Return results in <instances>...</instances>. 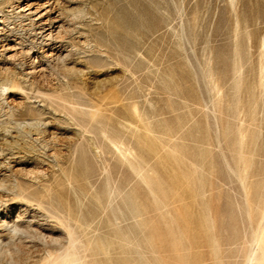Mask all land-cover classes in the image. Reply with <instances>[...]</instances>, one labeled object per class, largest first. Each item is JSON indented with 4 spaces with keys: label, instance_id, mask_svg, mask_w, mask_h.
I'll return each instance as SVG.
<instances>
[{
    "label": "rangeland",
    "instance_id": "obj_1",
    "mask_svg": "<svg viewBox=\"0 0 264 264\" xmlns=\"http://www.w3.org/2000/svg\"><path fill=\"white\" fill-rule=\"evenodd\" d=\"M262 40L264 0H0V224L40 234L15 263L264 251Z\"/></svg>",
    "mask_w": 264,
    "mask_h": 264
},
{
    "label": "bare ground",
    "instance_id": "obj_2",
    "mask_svg": "<svg viewBox=\"0 0 264 264\" xmlns=\"http://www.w3.org/2000/svg\"><path fill=\"white\" fill-rule=\"evenodd\" d=\"M260 52H261V65H260V76H261V80H263L264 78V40L261 41V45H260ZM14 88H7L3 85H1L0 90L2 91H9L10 94H12V90ZM216 90V95L218 97L217 100V104L220 105V99H221V92L219 89H217L215 87ZM136 108H134V112H136ZM221 115V114H220ZM239 128L243 127V123L244 121L242 119L239 120ZM239 141L241 145H244V142L246 140V135L245 132L242 131V129H239ZM219 138V136H218ZM217 138V140H219ZM220 141V140H219ZM219 141H217V143H219ZM112 145L115 147L116 153L118 154V156L126 162L130 163V160H135V154L133 153V151H131L130 149L122 151L121 149H119L118 147H116V145L114 143H112ZM243 153V151H242ZM71 163L73 164V158L71 159ZM141 171V169H140ZM138 174H140L139 171H137ZM20 199V198H17ZM21 200V199H20ZM23 201V200H22ZM19 204L21 205H25L24 203L19 202ZM26 206V205H25ZM24 212V210H23ZM5 218L3 221H1L0 227L4 228L7 231V235H8V239L3 241L0 239V264L2 262H8L10 264H17L15 263L13 256H15L18 251L17 249H14V243L18 242L21 243L24 239H34L37 238L39 239L40 234L39 233H33V228L31 227V222H27L26 224L22 223V220L24 219V214L20 217H17L16 221H8V215L4 214ZM262 244V240L257 242V247L258 250L257 252H252L247 260V264H256L255 261L257 260V255L261 254V259L264 263V251L262 248H259V246H261ZM69 245L71 247H74V242L72 241V239L69 236ZM73 253H75V251L73 250H69L67 256L68 258L65 260H61L62 262H64V264H77V260L73 259ZM69 254L71 255V258L69 256ZM66 258V257H65ZM58 260L52 262L51 264H57Z\"/></svg>",
    "mask_w": 264,
    "mask_h": 264
}]
</instances>
